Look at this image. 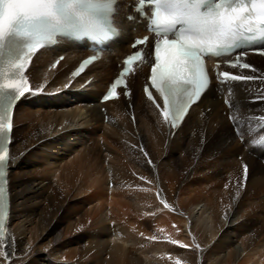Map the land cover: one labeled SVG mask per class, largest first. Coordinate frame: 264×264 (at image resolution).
Masks as SVG:
<instances>
[{"label":"bare ground","instance_id":"obj_1","mask_svg":"<svg viewBox=\"0 0 264 264\" xmlns=\"http://www.w3.org/2000/svg\"><path fill=\"white\" fill-rule=\"evenodd\" d=\"M115 20L122 29L121 37L110 45L103 60L81 77H74L72 72L79 57L88 53L85 45L67 43L42 50L33 59L27 77L32 88L43 85V89L22 98L14 112L7 230L11 256L8 260L0 258V264H154L148 255L154 259L163 256L156 264H234L235 240L255 230L260 221L262 226L253 239L245 240L239 257L245 263L264 264V212L258 211L264 209V147L253 142L264 136V130L257 131L264 123V99H260L264 83H232L221 89L214 84L175 131L164 121L160 98L155 95L160 108L147 100V65L129 76L130 96L125 97L122 89L119 99L101 105L99 97L117 76L120 58L131 52L130 43L145 32L130 0H120ZM145 54L148 57L147 50ZM62 55L64 60L52 67ZM247 62L257 69V76L264 77V58L250 56ZM232 72L252 74L251 70ZM85 91H93L92 96ZM103 108H107L106 114ZM94 133L123 152L129 162L124 164L117 158V170L108 166L106 193L94 195V190L85 201L72 198L67 205L65 196L58 194L51 183L34 177L38 162L29 158L40 153L45 161L56 165L72 148L69 141L82 142L84 135ZM177 153L182 156L180 165L172 161ZM244 164L249 166L246 180ZM130 165L143 180L129 174ZM94 167L98 168L97 163ZM103 181L96 178L90 190L99 188ZM111 182L112 189L108 188ZM161 198L169 208H164ZM108 201L111 213L133 210L139 219L146 213L145 218L151 220L134 221L138 227L129 222L111 227L110 222L117 223L121 218L110 217L107 222L101 211ZM86 203L93 205L90 210ZM202 204L204 215L196 218ZM99 211L102 214L94 221ZM91 219L94 222L87 229L86 222ZM150 222L157 223L161 232L165 228L171 238L148 239L155 241L149 246L140 233L154 237L148 232ZM172 222L181 229L180 236L172 234ZM81 229L82 234L76 236ZM173 238L182 245L199 248L181 252L172 245ZM223 250L229 251L228 256L217 263L216 252ZM170 253L173 258L165 259Z\"/></svg>","mask_w":264,"mask_h":264},{"label":"snow or ice","instance_id":"obj_2","mask_svg":"<svg viewBox=\"0 0 264 264\" xmlns=\"http://www.w3.org/2000/svg\"><path fill=\"white\" fill-rule=\"evenodd\" d=\"M151 2L155 5L151 24L160 39L154 45V62L151 64V75L148 79L150 87L163 100L161 114L171 128L178 129L181 126L190 109L211 89L213 79L221 86L232 83L247 84L258 80L264 83V77L255 74L257 69L244 62L247 52L236 54L245 45L264 42V0ZM117 3L118 0H0V258L8 260L11 256L7 251L11 247L8 243L10 238H7V171L11 162L8 143L13 130V109L26 95L39 94L43 89V85L30 87L29 79L25 75L26 68L36 51L57 42L58 34L84 35L98 42L110 39L115 34L113 28L97 19L95 13L111 9ZM148 43L149 37L146 35L137 38L133 47ZM256 50L264 55V48ZM233 55L235 59L231 58ZM206 57H229L226 61L228 68L250 69L252 74L221 71L218 64L213 77L206 66ZM97 59L98 56L86 58L72 75L79 77ZM144 60L145 53L142 51H134L128 55L123 61L122 70L102 99L107 101L117 97L118 87L124 89L125 97L130 96L126 78L134 71L133 66ZM56 66V63L52 65ZM144 92L147 100L160 108L149 86L144 87ZM260 99H264V95ZM225 103L229 104V101L225 100ZM229 119L235 123L234 117L230 116ZM253 142L264 147V136ZM144 155L147 157L148 153L144 152ZM148 163L151 165L152 161L149 159ZM248 173L249 166L244 164L245 180ZM160 203L166 209L170 207L163 198ZM152 239L155 240V237ZM171 243L178 242L172 240ZM196 247L199 248V245Z\"/></svg>","mask_w":264,"mask_h":264},{"label":"rangeland","instance_id":"obj_3","mask_svg":"<svg viewBox=\"0 0 264 264\" xmlns=\"http://www.w3.org/2000/svg\"><path fill=\"white\" fill-rule=\"evenodd\" d=\"M63 57L64 56H60L58 61H63L64 60ZM81 91L84 92V89H81ZM92 93H93V91H85L86 95L92 96ZM94 103L95 102H93L92 105ZM102 112L104 114H106L108 112L107 108H103ZM223 116H226V113H223ZM107 119H108V117H106V120ZM34 123L37 124L39 122L36 121ZM237 132L238 131L236 130L235 133L237 134ZM77 138H78V136H77ZM83 138L84 139L82 140V142H78V139H75L73 141H69L72 148L69 149L65 153L64 159L61 160L60 162H58L56 165L51 164L50 161L49 162L47 160L45 161L43 155L40 153H37V157H30L29 158L31 161L35 162L36 164L38 162V165L36 166L37 171L35 172L34 177H36L37 179H43L46 184L51 183L54 186V188L56 189V191L58 192V194H62L63 196H65L67 205H68V203H70L72 201V198H75L73 201H80V202L85 201L86 199H88L87 197L91 196V193L94 190H95L94 195H96V194L100 195L102 192L106 193V179L105 178H106V175L108 174V172H107V170L109 169L108 166L112 167L114 170H117L119 167L117 158H120L122 160L121 163L128 164V162H129V160L125 157V154L123 152L115 149L112 146H109L105 141H103V139H101V137L99 136L98 133H94L93 135H89V136L86 134V135H84ZM240 141H241V143H243L242 140H240ZM186 142H188V144L192 143L191 141H189V139H187ZM39 144H42V143L39 142ZM181 157L182 156L178 153L176 155H174V158L172 160L173 164L174 163L176 164L177 163L176 161H178L179 164H176V165H180L181 163L179 162V160L182 159ZM135 162L137 163L138 160L136 159ZM94 163H95V165H94ZM96 163H97V167H98L97 169H96V167H94V166H96ZM131 163L133 166H135V163L133 162V160ZM110 165H112V166H110ZM132 165L128 166V170L130 172L129 174L132 173L131 175L133 177H135L136 179H140L141 175L134 171V169L132 168L133 167ZM129 167H130V169H129ZM137 167L139 168L140 166H137ZM70 173L72 176H69V178H67V174H70ZM211 173H212V171L209 172V174H211ZM224 177L225 176H223V178ZM96 178H98V179L100 178L101 180H104V181L102 184H100L99 188L95 187L96 189L90 190V187L92 186L94 181H96ZM110 180H111V177H110ZM112 185H113V183L111 182L108 188L112 189V187H113ZM82 186L84 189H83V193L80 195L79 193L81 191ZM224 190L227 191L226 189H224ZM139 192H141V189H138V193ZM128 195L131 196L132 193L128 194ZM60 200H62V199L60 198ZM104 200L106 201V199H104ZM88 203H86L87 210H90L91 206H93V205L89 206ZM107 203L108 204L105 203V205L103 207L104 209H102V211H101L103 214L104 213L106 214L107 222L110 219V217H112V218L117 217V219L119 217L121 218V221H117V223L116 222H114V223L110 222L109 225L111 227L116 226L117 224L123 225V224H125V222H129L130 224H133L134 226L138 227L139 224L134 223V221L139 220L142 223L143 220L144 221H147V220L150 221L151 220L150 218H147V219L145 218L147 215L146 213L144 214V217L139 219V217H137L136 215H133L134 213H136L133 210H130V211L125 210L126 212L120 210L119 213L121 216L119 215V213H117V214L111 213V209H110L111 206L109 204L110 202L108 201ZM113 207H115V206H113ZM200 209H201L200 211L197 210L195 212L196 218H199L202 216V214H203L202 212L204 209L203 204L201 205ZM235 209H236V207L233 208L232 212H235L234 211ZM115 211L116 210L114 208V212ZM258 211L264 212V209L262 208V209H259ZM101 212L99 211V213H97V215L93 218L94 221L97 220L101 216V214H102ZM126 213L129 215H126ZM200 213H202V214H200ZM209 216H212V215L209 214ZM85 220H86V218H85ZM93 220L91 219V220H88L86 222L87 229L91 226L92 222H94ZM221 220H223V219L221 218ZM238 222L239 221H235L233 223H238ZM260 222L257 223L255 230H253L251 233L247 234L243 238L235 240V248L237 251V260L238 261L236 260V262L234 264H237V263L239 264V262H240V264H251V263H245V261L241 258L242 256L239 257V253L244 248V246H243L245 244L244 242H246L248 239H249L248 241H250V239H253V237L257 234V230H259V228L263 224ZM150 223H151V225L148 223L150 226V230L148 232L152 233V235L154 237H161V236L163 237L164 236L167 239L170 236L167 233V230L165 228H164L165 232L163 229H162L163 232H161V230H159V227H157V225H156L157 223H154V222L153 223L150 222ZM169 226L171 227V229L173 228L172 234L175 233L177 236H180L182 234L181 229L178 227L177 223L172 222L169 224ZM225 228L226 227H224L223 229H225ZM84 229L79 230L75 235L76 236L81 235L82 232L84 231ZM143 234H144L143 232L140 233V238L143 240L146 239L145 241L149 243V246H151L155 243V241H153V240L148 241V239H152V237H149V236L146 237V236H143ZM169 238H171V237H169ZM174 240L177 241V239H174ZM195 240H197V239H195ZM261 241H262V239H261ZM261 244H264V242H261ZM172 245H174V247L176 249L180 250L181 252H192V251L198 250L196 248V246L181 247L180 245H182V244H180V243H177V244L172 243ZM139 252H141V251H139ZM227 252L229 253L228 250L216 252V255H215L216 258L218 256L217 263H223V261L226 260V258L228 256ZM168 255L169 256H166L165 259L171 260L170 258H173L172 254L170 253ZM148 256L150 257L151 261L154 264H156V261H160V259H162V257H163L161 255L162 257L157 256L156 259H154L153 257H151V255H148ZM239 258H241V259H239ZM176 259H178V258H176ZM175 262H179V261H175ZM199 262H202L200 257H199Z\"/></svg>","mask_w":264,"mask_h":264}]
</instances>
